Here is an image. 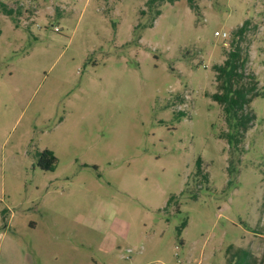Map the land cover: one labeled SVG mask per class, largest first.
I'll use <instances>...</instances> for the list:
<instances>
[{"label": "rangeland", "instance_id": "rangeland-1", "mask_svg": "<svg viewBox=\"0 0 264 264\" xmlns=\"http://www.w3.org/2000/svg\"><path fill=\"white\" fill-rule=\"evenodd\" d=\"M148 2L0 0V264H264V0ZM246 21L230 146L213 67Z\"/></svg>", "mask_w": 264, "mask_h": 264}, {"label": "trees", "instance_id": "trees-1", "mask_svg": "<svg viewBox=\"0 0 264 264\" xmlns=\"http://www.w3.org/2000/svg\"><path fill=\"white\" fill-rule=\"evenodd\" d=\"M164 0H149L148 5L152 6L155 3ZM174 4L180 0H167ZM192 10H196L194 0H186ZM159 15L160 13L157 12ZM249 27V22L235 32V36L239 42L233 45L232 50L228 53L225 62L222 65L213 67L216 73L217 93L211 96V99L223 107V112L226 118V123L230 129L227 134V141L230 146L239 145L248 130L255 121V115L249 110V106L255 98L262 97L259 92L258 82L254 74L246 73V66L249 62V55L241 46V41L245 37ZM38 166L43 171L54 172L57 168L58 159L52 151L45 150L37 154ZM200 169V160L197 162ZM172 198L170 199V201ZM169 201V203H170ZM187 226V221H184L182 229ZM249 253L241 251L236 264H247Z\"/></svg>", "mask_w": 264, "mask_h": 264}, {"label": "built area", "instance_id": "built-area-1", "mask_svg": "<svg viewBox=\"0 0 264 264\" xmlns=\"http://www.w3.org/2000/svg\"><path fill=\"white\" fill-rule=\"evenodd\" d=\"M217 35H219V36H220V34H219V33H217ZM222 36H223V37H227V34H225V33H224V34H222Z\"/></svg>", "mask_w": 264, "mask_h": 264}]
</instances>
